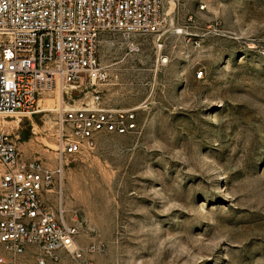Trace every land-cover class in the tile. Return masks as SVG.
Listing matches in <instances>:
<instances>
[{
    "label": "rangeland",
    "instance_id": "rangeland-1",
    "mask_svg": "<svg viewBox=\"0 0 264 264\" xmlns=\"http://www.w3.org/2000/svg\"><path fill=\"white\" fill-rule=\"evenodd\" d=\"M162 19L157 36L100 37L99 94L136 109V130L64 161L77 245L94 264H264V0H175ZM64 91L0 115L23 159L56 166L63 112L91 98Z\"/></svg>",
    "mask_w": 264,
    "mask_h": 264
},
{
    "label": "built area",
    "instance_id": "built-area-1",
    "mask_svg": "<svg viewBox=\"0 0 264 264\" xmlns=\"http://www.w3.org/2000/svg\"><path fill=\"white\" fill-rule=\"evenodd\" d=\"M174 1L0 0V115L40 114L39 101L55 90L61 100L67 89L91 94L63 112L54 168L23 159L0 131V264H94L98 247H79L76 215L66 218L64 161L93 149L101 134L133 133L137 118L136 109L112 107L99 94L109 80L99 40L104 33L157 36Z\"/></svg>",
    "mask_w": 264,
    "mask_h": 264
},
{
    "label": "bare ground",
    "instance_id": "bare-ground-1",
    "mask_svg": "<svg viewBox=\"0 0 264 264\" xmlns=\"http://www.w3.org/2000/svg\"><path fill=\"white\" fill-rule=\"evenodd\" d=\"M164 12V11H163ZM44 110V109H43Z\"/></svg>",
    "mask_w": 264,
    "mask_h": 264
}]
</instances>
